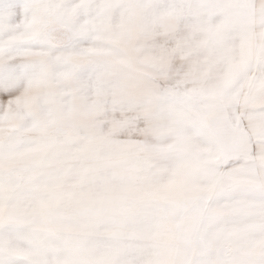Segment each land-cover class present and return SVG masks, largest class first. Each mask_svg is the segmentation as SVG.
I'll list each match as a JSON object with an SVG mask.
<instances>
[{"label": "snow or ice", "instance_id": "6c2138e0", "mask_svg": "<svg viewBox=\"0 0 264 264\" xmlns=\"http://www.w3.org/2000/svg\"><path fill=\"white\" fill-rule=\"evenodd\" d=\"M0 264H264V0H0Z\"/></svg>", "mask_w": 264, "mask_h": 264}]
</instances>
